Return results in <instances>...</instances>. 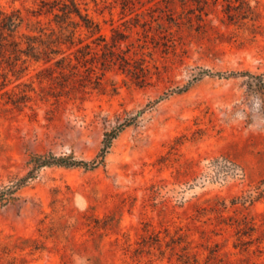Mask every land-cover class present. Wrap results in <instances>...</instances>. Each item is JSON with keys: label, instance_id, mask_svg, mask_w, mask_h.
I'll return each instance as SVG.
<instances>
[{"label": "rangeland", "instance_id": "1", "mask_svg": "<svg viewBox=\"0 0 264 264\" xmlns=\"http://www.w3.org/2000/svg\"><path fill=\"white\" fill-rule=\"evenodd\" d=\"M84 1L87 62L0 58V186L135 123L0 203V264H264V0Z\"/></svg>", "mask_w": 264, "mask_h": 264}, {"label": "trees", "instance_id": "2", "mask_svg": "<svg viewBox=\"0 0 264 264\" xmlns=\"http://www.w3.org/2000/svg\"><path fill=\"white\" fill-rule=\"evenodd\" d=\"M85 6L87 3L84 0H40L39 8L33 14L37 17L36 21L24 16L21 9L0 10V58L7 56L8 59H13L15 64H26L28 60L42 62L44 67L41 72H51L56 68H75L77 64L87 62L94 52L92 43L86 40L100 33L101 26L89 15ZM42 16L48 19L46 25ZM73 56L77 62H74ZM1 62L0 59V69ZM204 73L208 74L210 71L206 70ZM215 75L226 74L218 72ZM261 79H264L263 76ZM185 88H180L179 91ZM135 119L128 118L106 131L102 147L92 160H80L73 154L56 155L53 152L31 155L27 173L14 177L10 180L11 184L0 186V203L8 205L17 201L21 190L36 179L38 172L43 168H96L104 165L114 140L128 126L134 124Z\"/></svg>", "mask_w": 264, "mask_h": 264}]
</instances>
